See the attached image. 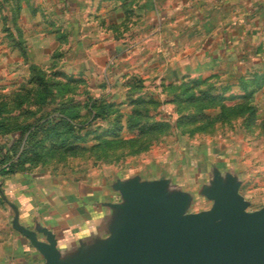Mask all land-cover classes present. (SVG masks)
<instances>
[{
	"label": "rangeland",
	"instance_id": "374dc122",
	"mask_svg": "<svg viewBox=\"0 0 264 264\" xmlns=\"http://www.w3.org/2000/svg\"><path fill=\"white\" fill-rule=\"evenodd\" d=\"M35 2L0 0V264L46 263L16 218L45 240L68 197L121 203L119 181H166L199 213L216 177L233 178L246 211L264 210V37L226 62H185L117 25L110 56L91 45L103 17L79 30Z\"/></svg>",
	"mask_w": 264,
	"mask_h": 264
},
{
	"label": "water",
	"instance_id": "95a60500",
	"mask_svg": "<svg viewBox=\"0 0 264 264\" xmlns=\"http://www.w3.org/2000/svg\"><path fill=\"white\" fill-rule=\"evenodd\" d=\"M123 202L110 235L63 257L56 235L46 239L18 224L46 259L45 264H264V210L247 212L238 182L216 177L206 191L212 209L187 213L188 195L166 181H119Z\"/></svg>",
	"mask_w": 264,
	"mask_h": 264
},
{
	"label": "crops",
	"instance_id": "0c3cea01",
	"mask_svg": "<svg viewBox=\"0 0 264 264\" xmlns=\"http://www.w3.org/2000/svg\"><path fill=\"white\" fill-rule=\"evenodd\" d=\"M37 1L28 0V4ZM42 8L61 16L74 13L75 19H80L79 23L75 21L79 30L84 25L81 15H95V21L103 17L95 26L106 33L91 45L101 47L110 56L118 45L107 31L117 25L130 32L129 39L138 36L139 45H167L176 50L170 56L183 51L180 59L185 62H226L236 52L239 55L247 39L264 37V0H42ZM105 197L94 200L93 193L83 191L78 198L68 197L67 211L50 226L63 257L75 255L83 245L92 246L110 235L117 209L110 203L114 202L113 193L106 190Z\"/></svg>",
	"mask_w": 264,
	"mask_h": 264
},
{
	"label": "trees",
	"instance_id": "16d2710c",
	"mask_svg": "<svg viewBox=\"0 0 264 264\" xmlns=\"http://www.w3.org/2000/svg\"><path fill=\"white\" fill-rule=\"evenodd\" d=\"M199 79V78H198ZM201 81V82H200ZM197 82H199V83H204V82H206L205 80H201V79H199V81H197ZM5 170H8V171H10L11 169H10V167L9 166H7V169H5Z\"/></svg>",
	"mask_w": 264,
	"mask_h": 264
}]
</instances>
